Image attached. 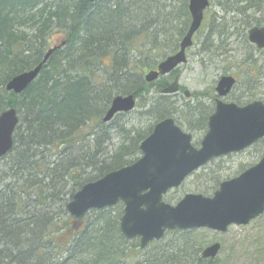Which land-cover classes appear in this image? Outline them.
Segmentation results:
<instances>
[{
    "label": "trees",
    "instance_id": "obj_1",
    "mask_svg": "<svg viewBox=\"0 0 264 264\" xmlns=\"http://www.w3.org/2000/svg\"><path fill=\"white\" fill-rule=\"evenodd\" d=\"M263 2L232 0L219 18L231 14L236 24L247 17L242 23L246 31L262 24L252 9L261 12ZM188 3L0 0V114L11 107L19 114L13 148L0 158V264L206 262L203 229L168 231L142 248L139 238L128 239L120 229L122 202L93 209L83 219L66 208L85 183L134 162L157 121L174 117L181 125L179 106L168 102L175 94L161 93L168 76L147 82L144 73L177 50L191 20ZM175 27L177 37L172 35ZM223 30L215 34H233ZM55 44L60 48L23 92L5 89L15 75L42 62ZM250 60L251 70L255 64ZM154 91L159 95L151 97ZM131 93L144 108L140 117L150 122L146 130L132 127L111 152L108 128L123 114L110 123L103 117L116 95ZM212 93L207 96L215 97ZM205 94L194 92L196 104H185L187 116L182 117L196 119V124L188 121L191 128L206 127L214 110L200 106Z\"/></svg>",
    "mask_w": 264,
    "mask_h": 264
},
{
    "label": "water",
    "instance_id": "obj_2",
    "mask_svg": "<svg viewBox=\"0 0 264 264\" xmlns=\"http://www.w3.org/2000/svg\"><path fill=\"white\" fill-rule=\"evenodd\" d=\"M209 5L210 0H189L192 21L180 49L161 61L157 69L148 72L147 82L171 73L187 61L186 50L193 45V36L201 27ZM249 39L264 48V26L252 27ZM60 46L48 49L42 62L34 68L15 75L6 84V90L23 92ZM178 81L179 75L162 92L179 91ZM235 83L232 75H222L216 86L218 95L226 96ZM185 94L190 96L189 91ZM136 104L133 93L116 95L103 121L109 123L117 114L131 112ZM18 124L19 114L15 107L0 114V158L13 148ZM263 137L264 101L255 100L240 106L218 98L200 147L193 144L191 133L184 131L174 118L166 117L158 121L140 143L141 156L137 160L85 183L66 208L76 219H83L93 209L122 202L120 229L128 239L139 238L142 248L175 229L207 228L226 232L230 225L248 224L264 212V156L238 176L222 181L212 195L190 192L175 204L165 201L164 195L180 187L190 174L211 159L244 150ZM220 250L219 242L210 244L202 251V258L214 259Z\"/></svg>",
    "mask_w": 264,
    "mask_h": 264
},
{
    "label": "rangeland",
    "instance_id": "obj_3",
    "mask_svg": "<svg viewBox=\"0 0 264 264\" xmlns=\"http://www.w3.org/2000/svg\"><path fill=\"white\" fill-rule=\"evenodd\" d=\"M231 1L211 0L210 7L205 11L203 24L194 37V45L187 51V62L178 68L179 82L184 90L172 95L168 101L175 102L174 106L176 107L179 106L178 109L182 112L180 114L182 121L180 126L192 134L193 143L197 147L200 146V142L208 130V125L203 126L204 128H198L199 126L191 128L188 121L196 124V119L182 117L187 116L185 104H196L197 99L195 97L198 96L186 97L185 90L192 93L191 95L194 92L206 93V97L200 99L203 100L200 106H209L214 102V98L207 95L212 93L213 89L215 93V86L220 76L232 73L237 77L238 82L232 93L226 97L227 101L234 100L240 103H248L254 100L264 101V50L259 52L256 46L248 40L249 29L244 31L242 24L247 20V17L243 19L242 23L237 22L236 24L230 18L231 14L224 19L219 18L231 6ZM251 1L256 2V0ZM260 7L263 8L261 12L254 10L255 8L252 9V12L255 13V17L260 16L259 18L264 22V2L260 3ZM237 28L241 33H234ZM222 29H229L228 31L233 32V34L230 38L227 33L224 35L215 34ZM177 33L178 28L175 27L172 32L173 37H177ZM207 46L212 47L207 50ZM250 58V61H254L252 63L255 64L251 70L248 67ZM148 71L146 70L144 74ZM174 76L175 73L168 75L170 82L173 81ZM158 95L159 93L156 91L150 93L151 97ZM138 104H140L139 100L132 112L118 116L108 128L111 139L106 146L109 151L115 152L119 145L124 142V137L129 131L131 132L132 127L147 129L150 121L147 117H140V112L144 108ZM258 149L260 150L256 151ZM263 154L264 139L250 149L246 148L243 151L214 158L192 173L182 186L170 190L165 196V200L175 204L177 199L190 192L212 195L214 186L218 182L238 176L245 168L259 162ZM200 234L204 248L214 242L221 244L220 254L215 260L217 264H264V212L248 224L229 226L226 232L203 228Z\"/></svg>",
    "mask_w": 264,
    "mask_h": 264
},
{
    "label": "flooded vegetation",
    "instance_id": "obj_4",
    "mask_svg": "<svg viewBox=\"0 0 264 264\" xmlns=\"http://www.w3.org/2000/svg\"><path fill=\"white\" fill-rule=\"evenodd\" d=\"M264 24V22L262 21V24L261 25H263ZM178 48H179V45H178ZM257 48V47H256ZM264 50V48L263 49H259V52L260 51H263ZM173 73H175V76H176V74H178V72H173ZM173 73H171V74H173ZM229 75H232V76H234L235 77V79H236V83L238 82V79H237V77L234 75V74H232V73H230ZM175 76H174V78H175ZM171 83V82H170ZM234 88H235V86L234 87H232V89H231V91L226 95V97L227 96H229L231 93H232V91L234 90ZM181 90H183V88L181 87ZM214 95H216L215 97H212V98H214V102L213 103H211L210 105H212L213 107H214V110H213V112L215 111V108H216V104H217V99H218V95H217V92H216V87H215V93H214ZM226 97H224L222 100L223 101H225V102H235V103H237L238 105H240V106H243V105H246L247 103H240L239 101H234V100H232V101H227L228 99L226 98ZM212 112V113H213ZM211 113V114H212ZM210 114V115H211ZM210 115H209V117H210ZM209 117H208V119H209ZM207 125H208V122H207ZM262 141V139H260L259 141H257L255 144H253L252 146H256V145H258L260 142ZM252 146H250V147H252ZM250 147L249 148H247V149H250ZM260 149H258V150H256V151H259ZM258 155H260V154H258ZM264 155V154H263ZM263 156H261V158H262ZM253 166V165H252ZM251 166H248L247 168H245V170L246 169H248V168H250ZM244 170V171H245Z\"/></svg>",
    "mask_w": 264,
    "mask_h": 264
}]
</instances>
